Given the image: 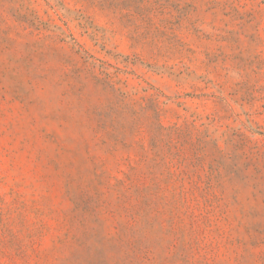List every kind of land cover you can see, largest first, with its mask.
I'll use <instances>...</instances> for the list:
<instances>
[{
  "label": "rangeland",
  "instance_id": "rangeland-1",
  "mask_svg": "<svg viewBox=\"0 0 264 264\" xmlns=\"http://www.w3.org/2000/svg\"><path fill=\"white\" fill-rule=\"evenodd\" d=\"M0 264H264V0H0Z\"/></svg>",
  "mask_w": 264,
  "mask_h": 264
}]
</instances>
